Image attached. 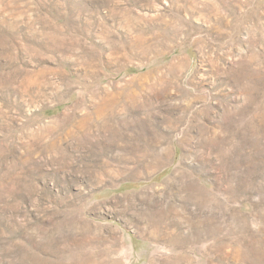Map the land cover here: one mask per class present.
Here are the masks:
<instances>
[{
  "label": "rangeland",
  "instance_id": "1",
  "mask_svg": "<svg viewBox=\"0 0 264 264\" xmlns=\"http://www.w3.org/2000/svg\"><path fill=\"white\" fill-rule=\"evenodd\" d=\"M0 264H264V0H0Z\"/></svg>",
  "mask_w": 264,
  "mask_h": 264
}]
</instances>
